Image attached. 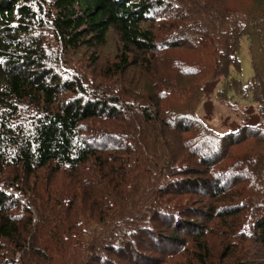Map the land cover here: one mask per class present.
<instances>
[{"label":"trees","instance_id":"obj_1","mask_svg":"<svg viewBox=\"0 0 264 264\" xmlns=\"http://www.w3.org/2000/svg\"><path fill=\"white\" fill-rule=\"evenodd\" d=\"M31 3L0 0V264H113L111 256L128 264H233L232 260L264 264L263 186L260 196L246 206V231L225 230L230 238L222 241L223 259L230 260L224 263H217V253L207 241L215 228L182 218L184 210L173 206L174 199L189 191L206 196L225 191L226 177H219L214 158L219 144L228 138L215 134L197 116L190 87L178 85L166 99L158 93L157 98L136 104L121 102L100 86L85 88L78 80L63 83L44 60L42 43L33 34L38 12ZM164 3L52 0L51 21L62 42L74 47L103 46L110 28L118 29L124 43L115 64L118 73L139 64L150 70L162 60L175 64L171 52L165 59L160 56L184 42L194 52L212 48L209 68L197 72L190 67L192 54L176 61L180 73L189 78L208 75L226 96L253 94L263 123L249 129L264 144V15L250 18L249 24L226 9L218 16L217 28V16L196 8L188 20L198 27L193 30L197 36L167 44L152 26L144 27L155 23L152 11H160ZM204 24L210 30L202 29ZM246 36L255 72L244 83L231 75L232 70H241V39ZM96 121L110 122L114 129L97 132L92 125ZM253 163L264 174V153L254 156ZM136 164L144 166L141 181V176L125 177ZM61 177L70 179L64 189L56 185ZM133 201H140L136 209L129 208ZM222 220L235 225L228 218ZM157 226L164 233L155 236L160 243L152 248L162 258L133 248L140 232ZM223 233V229L217 232ZM186 235H193L191 246L185 245ZM246 247L249 252L244 254ZM18 253L20 259L15 261L12 256Z\"/></svg>","mask_w":264,"mask_h":264},{"label":"rangeland","instance_id":"obj_2","mask_svg":"<svg viewBox=\"0 0 264 264\" xmlns=\"http://www.w3.org/2000/svg\"><path fill=\"white\" fill-rule=\"evenodd\" d=\"M42 1L32 0L31 3L32 8L38 12V21L33 28V34L42 43L44 60L48 66L52 67L62 77L63 83L78 80L82 82L85 88L88 86L89 89H97L100 86L109 95L118 96L121 102H135L136 104L144 102L143 99L146 100L151 96L157 98L158 93L161 97H164L163 99H166L168 94H173L174 87L178 85L186 88L190 87V95L194 100L197 116L215 134L228 138L219 144L218 156L214 158L219 177H224V179L226 177L223 184L225 191L219 196L191 194L189 191L174 199L173 206L174 208L181 207L184 210L182 218L190 217L195 221L203 222L215 228L207 237V241L210 243L213 252L217 253V263L230 260L223 259L226 248L222 241L230 238L228 232L233 234L234 231L238 230H241V232L242 230L246 231V206L249 204V200L251 201L254 198L253 201H255L260 196L259 186L264 187V174L256 169L253 163L254 156L264 153V144L257 142L258 135L249 129L263 123L258 104H253V94H250L249 97L238 93H231L230 96H226L220 91L221 86H215L208 81L210 79L208 75H197V77L193 76L192 78L182 75L180 73L181 67L176 61H185L183 58L188 57L189 59L194 54L195 58L191 61L190 67L194 66L193 69H197V72L202 71L203 68H209L213 61L209 58L211 57L212 48H204L194 52L187 42L162 52L161 56L159 55L165 59L168 53L171 52L175 64L162 63V60L153 63L150 70L139 64L136 69H128L124 73H118L119 70L115 67V64H118V57L124 48L118 29L115 27L110 28L103 46H91L87 43L76 47L68 46L62 42L52 25L51 19L55 17L54 8L51 5L52 0H46L47 2L40 6ZM210 6H213L216 10ZM196 8L199 12H205L207 16H217L214 19L218 25L215 26L219 28L218 16L223 15L226 9L232 13L236 12V16L239 15L249 24H252L250 18L264 15V0H165L160 11H157L158 8L152 11L156 17L154 19L155 23H146L144 27L152 26L151 30L158 35L157 38H165L167 44H172L174 40L181 39L180 37L186 38L188 41L192 34L194 37L197 36L196 31L193 33V30L198 27L194 22L189 21L192 20L190 16L196 15ZM207 12L210 14H207ZM227 14L229 15V13ZM188 18L190 19L188 20ZM204 18L209 19L208 17ZM167 23L168 25H166ZM208 27L207 24H204L201 28L208 29ZM214 44L216 45V43ZM210 47H212V44ZM252 56L250 40L246 36L241 39L239 55L241 70H232V78H239L244 83L253 78L255 69ZM201 58L204 59L202 61L204 67L200 64ZM162 92H165V94H162ZM180 104L175 103L177 107ZM93 123L92 125H95L97 132L98 129H114L110 122L108 124L100 121ZM135 166L138 167L135 168ZM143 167V164L133 165L135 169L125 177L128 178L130 175L134 179L141 176V181L144 176L141 175ZM56 185L64 189L70 185V179L66 180L61 177L57 179ZM70 190L73 191V189ZM198 200L201 201L200 204L196 203ZM132 204L129 208L136 209L140 201H133ZM197 207L201 209V213L197 214L195 212L192 214V210ZM239 207L240 210L237 209ZM211 209H215L214 214H212ZM235 211H237V214H234ZM227 212L229 215L230 213L234 215L227 217L225 215ZM85 215L91 216L90 211H86ZM222 217L230 219L232 223L235 222V225L223 224ZM34 219L38 221L39 213H35ZM172 223H175V221H172ZM220 229H223L224 233L218 235L217 232ZM225 230L228 232L226 233ZM163 233V229L158 226L153 228V231L140 232L138 244L133 245V248L138 249L142 254L162 258L163 255L155 252L152 245L157 246L160 243L155 236ZM192 237L193 235L185 236V239H187L186 246L192 245ZM166 245L167 249L174 250L173 245ZM246 252H249L248 247L244 249V254ZM121 253L123 254V252ZM20 256L21 254L18 253L13 255L12 258L18 261ZM111 257L113 264H128L120 257ZM232 263L242 264V261L232 260Z\"/></svg>","mask_w":264,"mask_h":264}]
</instances>
